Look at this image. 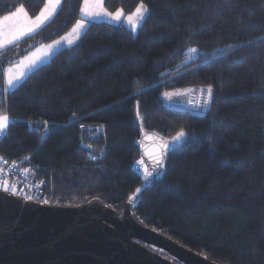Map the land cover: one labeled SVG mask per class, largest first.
Returning <instances> with one entry per match:
<instances>
[{
	"label": "trees",
	"instance_id": "16d2710c",
	"mask_svg": "<svg viewBox=\"0 0 264 264\" xmlns=\"http://www.w3.org/2000/svg\"><path fill=\"white\" fill-rule=\"evenodd\" d=\"M46 1L0 0V18L21 5L37 17ZM82 3L62 0L46 24L0 51V114L10 118L0 157L26 158L41 181L18 194L121 210L145 180L135 169L141 129L170 141L183 130L133 215L218 264H264V0H143L136 32L89 21L74 45L6 90L4 67L65 37ZM139 4L103 0L125 16ZM209 86L205 110L164 100Z\"/></svg>",
	"mask_w": 264,
	"mask_h": 264
},
{
	"label": "water",
	"instance_id": "95a60500",
	"mask_svg": "<svg viewBox=\"0 0 264 264\" xmlns=\"http://www.w3.org/2000/svg\"><path fill=\"white\" fill-rule=\"evenodd\" d=\"M141 131L145 180L121 210L100 201L42 203L0 188V264H218L133 215L134 203L160 168L156 161L174 144Z\"/></svg>",
	"mask_w": 264,
	"mask_h": 264
},
{
	"label": "rangeland",
	"instance_id": "374dc122",
	"mask_svg": "<svg viewBox=\"0 0 264 264\" xmlns=\"http://www.w3.org/2000/svg\"><path fill=\"white\" fill-rule=\"evenodd\" d=\"M61 2H62V0H61ZM60 4L57 5L54 10H52L50 7H48V0H47L45 5H44V7H43V9H42V11H44L46 9V7H48V11L44 12V15H46L48 17V19L45 20L44 23H42L39 27H35L34 25H32L34 27V30H37V28H40L44 24H46L55 15V13L58 10ZM139 6H140V4H139ZM84 7H85V5H84V0H83L82 6H81V10H80L82 19H80L75 24V26L69 31V34H67L63 38H60V39L56 40V41H60L59 46H56V47H54L52 49H50L49 46H44L43 48H40L39 50H37L36 52H33L31 54H30V52H32V51H30L28 54L23 56L17 63H15V64H7L4 67V69H3L4 84H5V88L7 90L13 89L12 87H9V85H8L9 75H11L13 77H16V76H19L21 73H24V77L20 81V82H22L26 78V76L28 74H30L32 71H34L37 67L49 62L50 58L56 52H58L61 48H63V46L70 47V46L74 45L79 40L80 36L84 32V30H85L87 24L89 23V21H107V22H110V23L117 24V22L112 17L105 16V15L97 16V17H94L91 20H89V18L85 15L84 11H82V9ZM87 7L91 11H100L101 9H104L107 12H110L107 9H105L103 4H98V3L95 2V0H90V2H89ZM138 7L135 9V11L133 13L129 14V15L133 16V23L134 24L136 23L135 13H136V10L138 9ZM42 11H41V13H42ZM118 12H121V20H120V22H124L132 30V27L126 21V17L129 16V15L125 16V14L123 13L122 10H117V11L110 12V13H112L113 16H114ZM12 13H9L8 15H5V16H11ZM142 14H143V16L145 18L147 12L146 13H142ZM27 16L30 17L28 14H27ZM3 17L0 18V51L5 49V48H7V47H9V46H11L15 42L19 41L25 35L30 34V32H27L25 35L21 36L19 39H15L11 43H8L7 39L10 38V36H11V34L13 32H16V31L22 30V29H26L30 25H29V21L25 18V14L24 13H19L16 16H12L11 20H9V21H5L3 19ZM35 18L36 17L31 18V19L34 21ZM81 22L85 25V27H83V28L77 27V24L81 23ZM141 23H142V21L139 22L138 26ZM138 26L136 27V30H137ZM136 30H135V32H136ZM56 41L52 42V44L50 43L51 46H53ZM64 41H66V42L63 43ZM34 60L38 61L37 66L34 67V68L29 69L28 65ZM20 82H18L17 85L20 84ZM201 90L202 89H196V90H194V89H185V90H177V91L167 92L169 94V96L166 97L164 95V100H165L166 104L168 106H170V107H180V108H184V109L188 108V109H191V110H197L198 108H200L202 110H205L207 108V106H208V103H207V100H208L207 88L203 89V91H201ZM197 105H204V106L198 107ZM0 116H7L8 117L7 114H1ZM6 129L4 131H6ZM136 166H137L136 168H137L138 173L142 174L145 177L146 167H145V164L143 163V161L138 162ZM7 187H9V191L11 193L18 194L17 187H11V186H7ZM20 194L21 193H19L18 195H20Z\"/></svg>",
	"mask_w": 264,
	"mask_h": 264
},
{
	"label": "snow or ice",
	"instance_id": "6c2138e0",
	"mask_svg": "<svg viewBox=\"0 0 264 264\" xmlns=\"http://www.w3.org/2000/svg\"><path fill=\"white\" fill-rule=\"evenodd\" d=\"M89 2H90V0H84L85 7L82 9V11H84L85 15L89 18V20H91L92 18L97 17V16L105 15V16L112 17L117 23L120 22V20H121V12H118L117 14H115L113 16L112 13L107 12L104 9H101L100 11H91L87 7ZM95 2L98 3V4H103V0H95ZM60 3H61V0H48V7H50L52 10H54L55 7L57 5H59ZM48 7H46V9L44 11H42V13L39 16H37L34 21L30 17L27 16L26 10H25V8L22 5L17 9L16 12L12 13L11 16H4L3 19L5 21H9V20H11L12 16H16L19 13H24L25 14V18L29 21V25H30L26 29H22V30H18L16 32H13L11 34L10 38L7 39V42L11 43L13 40L19 39L21 36L25 35L27 32L34 31V27L32 25H34L35 27H39L42 23H44V21L48 19V17L46 15H44V12L48 11ZM146 12H148V9H147V7L144 6L143 0H141V4H140V6L138 7V9L136 10V13H135L136 23L135 24L133 23V16L132 15H129V16L126 17V21L132 27V31L133 32H135L136 27L138 26L139 22L144 20V16H143L142 13H146ZM77 27L83 28V27H85V25L81 22V23L77 24ZM59 44H60V41H56L54 43V45L53 46H49V48L52 49V48H54L56 46H59ZM189 51L192 52V53H195V52L198 51V49L190 48ZM37 63H38V61H35V60L32 61L28 65V68L31 69V68L36 67ZM23 77H24V73H21L19 76H16V77H13V76L9 75V78H8L9 87L14 88L17 85V83L20 82L23 79ZM201 91H203V89ZM207 93H208L209 100H211L212 96H213V90H212L211 86H209L207 88ZM164 95L166 97L169 96L168 93H164ZM197 106L198 107H202L204 105H197ZM9 119L10 118L7 117V116H0V135H2L4 130L7 128ZM184 138H186V133L183 130H181L173 138L172 142L173 143H177V142H179L180 140H182ZM165 147H167V146H165ZM162 165H163V159H158L156 161V167L159 168ZM148 175L151 177L152 173L149 172ZM5 191H7V188H5ZM137 191H139V189ZM28 199H32V198L28 197ZM45 203H47V201H45Z\"/></svg>",
	"mask_w": 264,
	"mask_h": 264
},
{
	"label": "built area",
	"instance_id": "2783aa9c",
	"mask_svg": "<svg viewBox=\"0 0 264 264\" xmlns=\"http://www.w3.org/2000/svg\"><path fill=\"white\" fill-rule=\"evenodd\" d=\"M1 115V114H0ZM6 131L0 135V139L5 136ZM26 158L19 160H10L0 157V187L9 188L20 187L28 192L38 191L41 187V181L36 177V171L33 165L25 162ZM136 172L137 171V168Z\"/></svg>",
	"mask_w": 264,
	"mask_h": 264
},
{
	"label": "crops",
	"instance_id": "0c3cea01",
	"mask_svg": "<svg viewBox=\"0 0 264 264\" xmlns=\"http://www.w3.org/2000/svg\"><path fill=\"white\" fill-rule=\"evenodd\" d=\"M17 11V10H16ZM16 11H14V12H16ZM13 12V13H14ZM39 28H37V30H38ZM37 30H34L33 32H35V31H37ZM33 32H30V34H32ZM30 34H27V35H25L24 37H26V36H28V35H30ZM69 34V33H68ZM24 37H22V38H24ZM66 41H64L63 43H65ZM52 44V43H51ZM51 44H46V45H41V46H39V47H37V48H35L34 50H32V52H30V54L31 53H33V52H36L37 50H39L40 48H43L44 46H51ZM65 47H67V46H63V48H65ZM62 49V48H61ZM5 85V84H4ZM6 89V88H5ZM7 90V89H6Z\"/></svg>",
	"mask_w": 264,
	"mask_h": 264
},
{
	"label": "clouds",
	"instance_id": "9594fccd",
	"mask_svg": "<svg viewBox=\"0 0 264 264\" xmlns=\"http://www.w3.org/2000/svg\"><path fill=\"white\" fill-rule=\"evenodd\" d=\"M5 190V189H4Z\"/></svg>",
	"mask_w": 264,
	"mask_h": 264
},
{
	"label": "flooded vegetation",
	"instance_id": "af4514ba",
	"mask_svg": "<svg viewBox=\"0 0 264 264\" xmlns=\"http://www.w3.org/2000/svg\"><path fill=\"white\" fill-rule=\"evenodd\" d=\"M151 248V247H150Z\"/></svg>",
	"mask_w": 264,
	"mask_h": 264
}]
</instances>
